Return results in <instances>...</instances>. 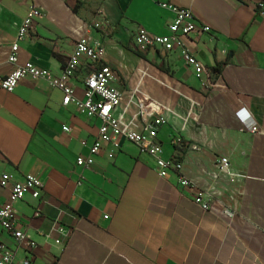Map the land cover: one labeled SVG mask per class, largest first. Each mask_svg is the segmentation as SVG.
<instances>
[{
  "label": "crops",
  "instance_id": "crops-1",
  "mask_svg": "<svg viewBox=\"0 0 264 264\" xmlns=\"http://www.w3.org/2000/svg\"><path fill=\"white\" fill-rule=\"evenodd\" d=\"M161 3L190 9L212 29L187 41L208 89L179 52L145 55L164 60L172 73L167 87L176 91L167 94L194 108L186 122L169 120L159 130L163 157L176 152L175 136L200 147L181 153L183 175L209 192L216 209L204 211L193 192L174 177L161 178L155 159L126 141L116 154L105 147L91 168L77 166L101 121L74 103L64 106L63 93L47 82L26 78L13 93L0 87V170L44 184L39 200L27 196L15 205L18 228L38 244L33 264H264V16L257 9L264 0H0V76L10 72L11 47L36 6L41 16L20 42V66L31 62L60 75L86 36L105 47V63L122 79L133 61L148 63L133 50L136 29L168 33L173 15ZM100 20L104 29L93 28ZM85 73L73 79L80 101ZM137 112L131 106L128 115ZM254 126L261 132L252 133ZM222 157L238 175L234 183L213 177ZM8 193L0 186L3 201ZM4 250L26 258L0 224Z\"/></svg>",
  "mask_w": 264,
  "mask_h": 264
},
{
  "label": "built area",
  "instance_id": "built-area-1",
  "mask_svg": "<svg viewBox=\"0 0 264 264\" xmlns=\"http://www.w3.org/2000/svg\"><path fill=\"white\" fill-rule=\"evenodd\" d=\"M160 7L173 15L168 33L153 34L139 26L134 37V52L145 55L151 51L166 54L177 51L180 53L184 65L191 69L196 78L201 81L202 86L208 89L210 82L205 76V67L190 49L187 41L194 33L212 34L211 27L199 23L190 9L170 3H161ZM257 9L259 14L264 16V3L258 4ZM39 16H41V11L38 7L32 6L28 10L8 57L11 70L7 75L0 76L1 89L7 93H13L19 83L26 78L35 81L43 80L50 87L63 93L64 106L74 103L80 111L86 112L88 117H97L101 121L97 138L94 144L88 147V156L78 157L77 166L91 168L95 163V157L105 147L110 149V154H116L121 149L122 141H126L135 145L142 154L155 159L156 170L161 178H176L184 190L193 192V201L197 205L206 212L214 211L216 208L212 204L209 192L198 189L183 175L184 164L180 158L181 153L187 150L200 151V147L187 144L181 137L175 136L172 144L176 152L172 157H163L164 151L158 140V135L159 130L166 123L165 117L161 114L155 116L158 109L152 101L147 99L136 100L138 112L132 117L128 115L135 97H132L131 101L124 105L119 74L105 63L106 50L101 43L90 37H80L60 75L41 69L31 62L22 66L18 64L20 42L29 37L35 19ZM105 24L103 20H100L94 24L93 28L104 29ZM82 68L87 75L84 80L85 101H80L77 98L73 85V79ZM140 118H142L141 121ZM250 131L254 134L261 132L257 126L252 127ZM82 145L86 147L85 142H82ZM216 170L213 176L216 180L224 176L234 183L238 177L232 172L230 162L226 157L217 160ZM0 186L3 189H9L8 196L4 201L0 195V224L14 237L17 246L26 254V258L17 261L13 252L4 250L0 253V264H33L34 252L38 248V244L18 228L19 220L15 205L27 196L39 200L44 184L34 175H26L19 179L12 173L0 170ZM224 213L227 217L234 216V213L229 209H226Z\"/></svg>",
  "mask_w": 264,
  "mask_h": 264
},
{
  "label": "rangeland",
  "instance_id": "rangeland-1",
  "mask_svg": "<svg viewBox=\"0 0 264 264\" xmlns=\"http://www.w3.org/2000/svg\"><path fill=\"white\" fill-rule=\"evenodd\" d=\"M148 55V54H147ZM151 63H135L130 64L133 69L125 72L124 78L120 79L121 92L123 93L124 105L129 103L132 97H135L131 106L138 110L136 100L147 99L152 101L158 111L155 116L161 114L167 121H184L189 117L190 113H194V108L189 100L183 99L180 96L177 98L184 100V103L179 104L178 101L171 98L167 94L168 91L176 93L174 87H167V75L159 70L162 66L161 62L152 61ZM146 62V61H145ZM143 64V65H142ZM165 65V64H164ZM148 70L150 77H145L143 72ZM142 118H140V121Z\"/></svg>",
  "mask_w": 264,
  "mask_h": 264
},
{
  "label": "trees",
  "instance_id": "trees-1",
  "mask_svg": "<svg viewBox=\"0 0 264 264\" xmlns=\"http://www.w3.org/2000/svg\"><path fill=\"white\" fill-rule=\"evenodd\" d=\"M75 12H77V8L75 9ZM136 55H137L139 58L143 59L144 61H146V62H148V63H151L146 55H142V54H139V53H136ZM159 70L162 71V72H163L164 74H166V75L172 76V73L169 71V69H167V67H165V65H164V60H163V62H162V66L159 67ZM182 139H183V138H182ZM183 140H184V139H183ZM184 141H185V140H184ZM185 142H186V141H185ZM186 143H187V142H186ZM187 144H189V143H187Z\"/></svg>",
  "mask_w": 264,
  "mask_h": 264
}]
</instances>
